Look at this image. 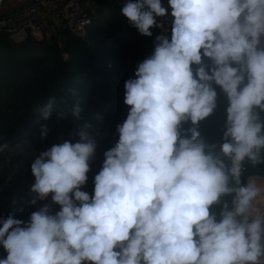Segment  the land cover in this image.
<instances>
[{"label":"clouds","instance_id":"clouds-1","mask_svg":"<svg viewBox=\"0 0 264 264\" xmlns=\"http://www.w3.org/2000/svg\"><path fill=\"white\" fill-rule=\"evenodd\" d=\"M120 11L139 34L159 31L124 82L128 112L92 194L81 187L93 135L82 130L41 151L28 203L51 194L59 209L0 219V264H264L255 207L264 184L242 180L245 162L264 164V0H127ZM217 87L227 100L218 147L199 130L218 106ZM56 102L37 109L39 120L51 119ZM81 111L72 106L73 121ZM48 132L41 124V139Z\"/></svg>","mask_w":264,"mask_h":264},{"label":"trees","instance_id":"trees-1","mask_svg":"<svg viewBox=\"0 0 264 264\" xmlns=\"http://www.w3.org/2000/svg\"><path fill=\"white\" fill-rule=\"evenodd\" d=\"M122 1V4H121ZM127 0H107L109 9L87 28L85 38L64 31L63 45L55 41L48 45L15 46L5 35H0V88L8 82L20 83L21 101L26 109H38L49 97L56 98L52 117L41 120L27 134L28 140L39 151H45L54 143L64 140L76 142L80 131H87L96 138L97 147L90 160L88 180L84 191H93L94 175L100 170L103 153L114 146L118 139L116 126L123 122L128 112L124 104V82L130 78L129 69L150 56L154 45L153 37L139 34L121 14V7ZM67 53L68 58H63ZM129 59V60H127ZM218 106L214 113L200 122L199 130L207 142L221 141L227 100L217 87ZM78 103L82 111L80 118L73 121L71 108ZM64 111L68 119H57L56 112ZM49 128L45 139L40 137V126ZM91 125L89 128L84 126ZM188 125H185L187 127ZM25 160V159H24ZM23 159L18 168L12 169L5 163V150L0 151V182L11 176L9 185L0 194V219L9 213L27 220L32 211L46 203L37 201L30 205L29 191L32 183L30 163ZM242 180L249 175L264 176V164L251 166L245 162ZM219 211V206H213ZM54 213L59 205L50 207ZM7 253L0 246V258Z\"/></svg>","mask_w":264,"mask_h":264},{"label":"built area","instance_id":"built-area-1","mask_svg":"<svg viewBox=\"0 0 264 264\" xmlns=\"http://www.w3.org/2000/svg\"><path fill=\"white\" fill-rule=\"evenodd\" d=\"M103 0H0V35H5L10 43L15 46L24 44L37 46L48 45L55 41L59 47L63 45V32L69 31L79 37L87 36V28L100 14L99 5ZM167 6V0H163ZM122 4V1H121ZM163 19V18H162ZM68 58L67 53L64 54ZM21 144L25 149L19 154L24 155L31 164L33 159L41 152L36 150L26 139L14 144L7 158V162L15 154L12 150ZM18 154V153H17ZM245 170V167H244ZM259 182L264 184V176L255 175ZM11 176L0 182V194L9 185ZM30 183H34L31 173ZM84 191V186L81 187ZM51 194L41 202L54 205ZM256 213L264 214V193L256 203Z\"/></svg>","mask_w":264,"mask_h":264},{"label":"rangeland","instance_id":"rangeland-1","mask_svg":"<svg viewBox=\"0 0 264 264\" xmlns=\"http://www.w3.org/2000/svg\"><path fill=\"white\" fill-rule=\"evenodd\" d=\"M106 1L103 0L99 5L101 12L109 9ZM64 54L63 58L67 59ZM134 71L135 69H129L128 74L130 77L134 76ZM20 89V83L17 81L8 82L0 88V145H8L5 149V163L11 165L13 170L18 168L20 164L18 160H24L25 158L24 155L18 153L13 155L11 160L7 162L11 147L22 139L28 140L26 136L29 131L41 121L37 109H26L23 106Z\"/></svg>","mask_w":264,"mask_h":264},{"label":"bare ground","instance_id":"bare-ground-1","mask_svg":"<svg viewBox=\"0 0 264 264\" xmlns=\"http://www.w3.org/2000/svg\"><path fill=\"white\" fill-rule=\"evenodd\" d=\"M24 151H25V149L22 147L21 144H19V145L14 147V149L12 150V153L13 154H17V153H21V152H24ZM260 183L262 184V182H260Z\"/></svg>","mask_w":264,"mask_h":264},{"label":"water","instance_id":"water-1","mask_svg":"<svg viewBox=\"0 0 264 264\" xmlns=\"http://www.w3.org/2000/svg\"><path fill=\"white\" fill-rule=\"evenodd\" d=\"M24 161L27 162V159H25Z\"/></svg>","mask_w":264,"mask_h":264},{"label":"crops","instance_id":"crops-1","mask_svg":"<svg viewBox=\"0 0 264 264\" xmlns=\"http://www.w3.org/2000/svg\"><path fill=\"white\" fill-rule=\"evenodd\" d=\"M255 176V175H254Z\"/></svg>","mask_w":264,"mask_h":264}]
</instances>
